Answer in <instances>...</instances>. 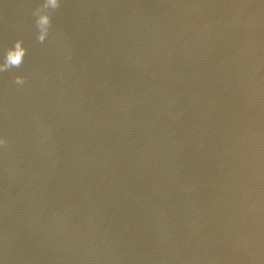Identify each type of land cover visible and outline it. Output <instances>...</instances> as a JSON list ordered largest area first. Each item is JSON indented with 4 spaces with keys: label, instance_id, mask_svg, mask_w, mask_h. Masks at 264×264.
Listing matches in <instances>:
<instances>
[{
    "label": "water",
    "instance_id": "1",
    "mask_svg": "<svg viewBox=\"0 0 264 264\" xmlns=\"http://www.w3.org/2000/svg\"><path fill=\"white\" fill-rule=\"evenodd\" d=\"M45 2L0 0V264H264V0Z\"/></svg>",
    "mask_w": 264,
    "mask_h": 264
},
{
    "label": "clouds",
    "instance_id": "2",
    "mask_svg": "<svg viewBox=\"0 0 264 264\" xmlns=\"http://www.w3.org/2000/svg\"><path fill=\"white\" fill-rule=\"evenodd\" d=\"M60 2L61 0H46V2L34 12V15L38 17L36 20V26L39 32L38 41L41 43H43L49 36V31L52 25L51 12L59 8ZM26 53L27 49L24 47V42L22 40L15 42L14 47L6 51L5 62L0 64V72L22 67ZM14 82L18 85H23L26 83V78L23 76H17ZM6 144L7 141L0 138V146Z\"/></svg>",
    "mask_w": 264,
    "mask_h": 264
}]
</instances>
